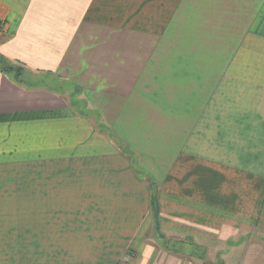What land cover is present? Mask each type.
<instances>
[{
    "label": "crops",
    "instance_id": "obj_1",
    "mask_svg": "<svg viewBox=\"0 0 264 264\" xmlns=\"http://www.w3.org/2000/svg\"><path fill=\"white\" fill-rule=\"evenodd\" d=\"M0 54L36 81L0 72V264H210L264 238V0H0Z\"/></svg>",
    "mask_w": 264,
    "mask_h": 264
},
{
    "label": "rangeland",
    "instance_id": "obj_2",
    "mask_svg": "<svg viewBox=\"0 0 264 264\" xmlns=\"http://www.w3.org/2000/svg\"><path fill=\"white\" fill-rule=\"evenodd\" d=\"M25 76L26 75L24 74L22 77L25 78ZM44 78L47 87H50L51 89H57V93L63 94L64 96H67V99L69 98L72 101L77 102L78 109H82L81 106L85 101L79 98V90L74 84L66 82L62 83L51 75H45ZM30 82L34 83L36 81ZM82 110L86 111L85 109ZM104 130H108L109 136L112 135L109 127H106V129ZM153 241L156 242L155 239ZM158 242L160 245L159 240ZM240 242L242 243V245H240L241 247L237 248L235 251L230 253L221 252L222 254H220V256H215L214 254H211V256L205 258L206 261L211 262L210 264H264V238L253 235L251 237H246Z\"/></svg>",
    "mask_w": 264,
    "mask_h": 264
},
{
    "label": "trees",
    "instance_id": "obj_3",
    "mask_svg": "<svg viewBox=\"0 0 264 264\" xmlns=\"http://www.w3.org/2000/svg\"><path fill=\"white\" fill-rule=\"evenodd\" d=\"M0 72L5 74L15 83H18L23 86L32 87L30 81H27L22 76L26 73V69L19 63L11 62L7 60L3 55L0 54ZM45 75L51 74L49 72H44ZM150 209L153 216V221L155 228L157 226L158 230V240L160 241V245L163 249L168 248L171 245L169 240H166L165 236L160 233L158 228V204H157V196H156V188L153 184H150ZM196 255V254H193ZM197 258L203 259V255H196Z\"/></svg>",
    "mask_w": 264,
    "mask_h": 264
}]
</instances>
